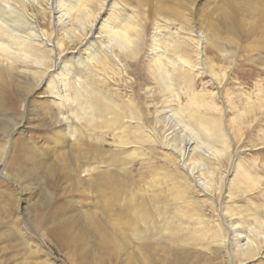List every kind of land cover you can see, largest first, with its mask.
Segmentation results:
<instances>
[{
	"label": "rangeland",
	"instance_id": "rangeland-1",
	"mask_svg": "<svg viewBox=\"0 0 264 264\" xmlns=\"http://www.w3.org/2000/svg\"><path fill=\"white\" fill-rule=\"evenodd\" d=\"M123 1L134 5L137 17L149 23L148 33L153 17L158 14L168 17L170 14L164 6L172 4V0ZM178 3L180 6L173 7L190 18L191 26L205 33L206 52L203 51L202 57L208 68L214 64V78L207 68L195 84L206 104V110L201 111L204 119L201 123L228 137L226 151L219 156L222 163L215 172L212 193L216 197L228 194L224 205L231 214L230 221L236 225L233 230L244 233L251 227L264 237V228H259V221L264 222V0H179ZM45 19L49 21V15ZM100 39L104 41L102 35ZM79 46L76 43L69 50L75 51ZM149 56L148 49H144L137 59L146 63ZM121 60L123 68L125 65L127 71L132 70L126 65L133 60L127 57ZM133 80V74L129 73L122 81L113 76L112 83L95 79L93 85L98 91L109 90L115 101H128L131 94L128 85ZM42 91L43 88L35 90L24 100L25 89L11 85L0 97V146L8 140L4 159L0 147V264H130L134 239L128 231L123 230L122 235L120 228L124 226L111 221L99 206L98 193L91 189L90 179L93 181L95 175L82 171L92 164L95 155L89 154L88 146L101 148L99 156H102L103 149H109V145L90 144L84 129L87 119L82 115H77L73 124L83 132H76L71 139L52 142L54 134L45 122L46 114H52L54 108L44 105L46 97ZM133 98L138 111L144 113L142 103ZM150 101H143L144 106H150L149 117L156 115L153 107L160 105L156 98ZM15 123L23 124L22 132L10 133ZM104 130L95 129V135L103 134ZM156 134L159 137L161 133L156 130ZM111 135L109 131L105 140L111 139ZM131 149L127 146V153L122 152V161L125 160L122 167L129 163L130 168L139 169V162L144 159L155 163L152 169L155 166L160 183L145 177V182L135 190L147 195L166 188L164 203L168 216L171 220L182 219L181 230L175 229L179 235L177 245L190 251V258L196 259L197 264H232L229 257L233 256L236 264H264L262 248L253 250L251 256L229 255L221 241L226 235L225 227L217 220L210 200L199 196L173 170L162 148L155 145L153 155L147 144L134 153ZM235 149L239 152L233 161ZM64 167H72L76 177L68 175L67 179H61ZM227 171L230 173L226 174ZM147 180L152 182V188ZM110 213L115 218L116 211ZM178 222L174 219L173 223L178 225ZM110 241H117L116 256L120 263L106 254Z\"/></svg>",
	"mask_w": 264,
	"mask_h": 264
},
{
	"label": "bare ground",
	"instance_id": "bare-ground-1",
	"mask_svg": "<svg viewBox=\"0 0 264 264\" xmlns=\"http://www.w3.org/2000/svg\"><path fill=\"white\" fill-rule=\"evenodd\" d=\"M170 2L171 6H164L170 15H155L148 33L149 23L137 17L134 5L123 0H0V97L11 85L25 89L24 100L43 88L44 105L54 108L52 114H46L45 122L54 134L52 142L71 139L76 132H83L73 124L77 122L75 117L82 115L87 119L84 129L90 144L109 145L102 156H99L101 148L86 145L89 154L95 155L92 164L82 171L95 175L93 181L90 177L91 189L98 193L99 206L111 221L124 226L120 228L122 235L125 230L134 239L130 264H197L196 259L190 258V251L177 245L179 235L175 229L181 230L182 219L171 220L168 216L164 203L166 188L147 195L135 190L145 182V177L160 183L155 166L152 169L155 163L143 157L139 169L130 168L129 163L122 167L125 160L122 161L121 155L127 146L134 153L144 144L152 155L155 145L162 148L173 170L199 196L210 200L217 220L225 227L226 235L221 241L229 255L251 256L253 250L264 249V244L261 245L264 237L251 227H246L244 233L233 230L236 225L233 226L224 205L228 194L216 197L212 193L215 172L222 163L219 156L226 151L228 137L201 123L204 120L201 111L206 110V104L195 84L208 68L202 57L203 51L206 52L205 33L191 26L190 18L173 7L180 6L179 0ZM100 35L104 41L98 40ZM76 43H80L78 49L70 51ZM144 49L150 55L146 63L137 59ZM217 49L215 46L214 50ZM121 57L133 60L126 65L132 70L127 71L125 65L123 68ZM212 66L208 71L213 79ZM129 73L134 80L128 85L131 89L128 101H115L109 90L94 89L95 79L109 84L113 76L122 81ZM133 97L142 103L144 113L138 111ZM154 98L160 100V105L153 107L156 115L149 117L150 106H144L143 101ZM20 125L23 124H12L10 133L22 132ZM97 128L105 129L104 133L95 135ZM156 130L161 133L159 137ZM109 131L112 138L105 140ZM7 142L0 146L2 159L8 153ZM238 152L232 151L233 161ZM72 170L64 167L60 178L75 176ZM164 178L166 181L165 175ZM147 185L153 187L150 180ZM114 210L116 215L112 218L114 213L110 212ZM174 219L179 221L178 225L173 223ZM259 223V228H264V222ZM116 247L117 241H110L107 256L117 259ZM229 259L236 264L233 256Z\"/></svg>",
	"mask_w": 264,
	"mask_h": 264
}]
</instances>
